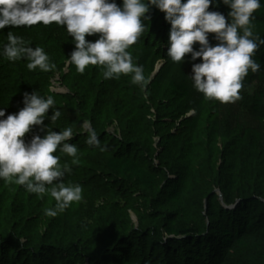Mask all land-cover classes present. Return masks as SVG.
<instances>
[{
  "label": "trees",
  "instance_id": "1",
  "mask_svg": "<svg viewBox=\"0 0 264 264\" xmlns=\"http://www.w3.org/2000/svg\"><path fill=\"white\" fill-rule=\"evenodd\" d=\"M261 3L253 23L264 13V0ZM208 11L226 16L230 9L216 0ZM164 15L149 6L145 31L128 49L133 60L144 56L154 63L163 55L168 57L171 25ZM55 25L6 26L0 29V47L9 31L19 35ZM256 34L264 38V32ZM98 37L97 33L86 35L91 42ZM254 58L261 63V70L249 74L258 80L264 75V46ZM103 71L99 65H90L81 74L70 63L69 73L63 77L67 93L47 91L56 102L53 110H59L70 124L77 121L74 133L87 123L105 148L100 151L89 146L86 132L69 141L78 148V163L74 164L71 156L65 162L60 158L62 166L71 168L63 182L81 185L83 199L56 217H49L45 210L55 204L49 193L40 197L14 181L5 183L0 179V264H44L74 251L92 253L99 246H103L99 252L108 259L106 264H264V82L249 104L219 102L210 112L215 118L210 143L223 139L226 132L243 138L251 131L257 138L256 154L243 160L237 156L226 158L232 163L212 173L211 180L200 188L191 179V166L197 160L191 147L206 114L202 94L184 82L170 80L160 104L150 94L145 99L140 85L123 81L121 76L104 79ZM151 72L152 67L145 73L147 83ZM25 73L24 67L12 69L8 61L0 59V108L5 116L24 107L13 92L18 90L15 79L23 78ZM149 86L159 90L154 80ZM188 113L191 115L186 116ZM176 121L179 131L171 133ZM49 123L33 126L25 134V142L36 135L43 137ZM161 135L167 144L158 152L155 140ZM174 140L175 148L169 144ZM60 153L57 149L54 155ZM178 154L179 162L185 165L174 161ZM128 196L143 199L157 209L151 218H142L138 228H113L110 235L93 226L74 227L70 223L85 201L119 197L125 203ZM149 221L151 224H147Z\"/></svg>",
  "mask_w": 264,
  "mask_h": 264
},
{
  "label": "clouds",
  "instance_id": "2",
  "mask_svg": "<svg viewBox=\"0 0 264 264\" xmlns=\"http://www.w3.org/2000/svg\"><path fill=\"white\" fill-rule=\"evenodd\" d=\"M216 0H0V29L6 26L29 27L37 23L55 24L66 28L73 38L75 48L68 62L83 74L92 65L101 66L104 79H118L131 75L133 84L143 87L146 76L142 65L133 62L129 47L137 42L145 31L144 21L149 6L163 12L164 19L171 25L167 56L181 63L186 54L192 61L191 80L193 87L208 99L221 103L239 100L243 80L249 71L257 73L261 63L254 57L264 46V38L254 34V12L261 8V0H220L230 11L226 17L216 11H208ZM100 34L95 42L86 40V35ZM214 33L218 44L211 46L208 34ZM3 55L9 61L26 60L29 70L37 68L50 72L56 68L43 47H32L22 37L11 31L6 36ZM199 49L194 50V44ZM52 95L43 96L33 91L25 93L24 107L15 114L5 116L0 108V179L5 183L21 185L29 193L43 197L46 193L55 204L45 210L49 217L63 213L73 203L83 199L79 184L63 182L67 165L60 164V152L73 157L78 163V148L69 143L74 137L71 126L59 132L47 127L43 137L36 135L25 142V134L33 126L43 124L45 114L55 122L61 117L55 108ZM86 143L104 151L94 129L87 123ZM56 182V183H54ZM49 186H51L49 188Z\"/></svg>",
  "mask_w": 264,
  "mask_h": 264
},
{
  "label": "rangeland",
  "instance_id": "3",
  "mask_svg": "<svg viewBox=\"0 0 264 264\" xmlns=\"http://www.w3.org/2000/svg\"><path fill=\"white\" fill-rule=\"evenodd\" d=\"M115 3L120 6L122 0H115ZM226 15V20H227ZM254 24V34L257 32H264V13L260 14L255 20ZM98 34V33H97ZM100 34H98L99 36ZM22 37L30 46L32 47H43L46 53L50 57V61L55 63L56 68L50 72H42L38 68L36 70H29L27 68L28 61L18 60V61H9L3 53V45L0 47V59L8 61L12 69L25 68L26 73L23 78L15 79L17 83L15 84L18 90H14V96L18 97L19 101L23 102V97L25 93L31 94L33 91H37L38 94L47 96V91L64 94L67 93L66 86L63 84V77L68 75L70 63L67 58L70 57L71 51L74 48L73 38L68 34L67 30L63 26L55 25L51 29L41 30L34 29L32 31H25L17 35ZM215 34H208L209 43L211 46L218 44V41L214 38ZM86 38V37H85ZM87 40V39H86ZM194 50L199 49V44H194ZM134 63L143 66L144 74L147 72V69H151L152 72L148 78V83L141 88V92L145 95V99L148 98L150 94L153 98H157L158 102L162 104L165 100V91L170 80H176L177 82H184L185 84L193 87L191 80L192 75V64L199 63L200 59L192 61L190 54H186L181 63L173 62L171 58H168L163 55L158 60H155L154 63L147 61L146 57L141 56L138 60H133ZM159 68L156 76L151 79L153 72ZM123 81L131 82V75H121ZM49 83H48V81ZM155 81L159 90L152 89L149 84L151 81ZM264 82V75H262L258 80L251 79L250 74L243 80V87L240 89V99L236 100L234 103H239L240 105H247L250 103L252 94L257 89V87ZM202 94V93H200ZM202 97L205 98L206 102V114L203 118L201 126V132L197 135L195 134L193 140V147L191 149L195 152L197 158L196 162L192 164L191 169H193L191 179L195 185L200 188L205 187L211 180L212 173L220 171L230 156H237L239 160L245 159L246 156H254L256 136L253 132H246L243 138L237 137V135H227V132L224 134L223 139L215 140V143L209 142V133L210 129L215 125L214 115H211L210 112H213L214 107L219 104L218 100L208 99L203 94ZM23 104V103H22ZM24 106V105H23ZM52 115V109H49L45 114L44 121L50 122L49 117ZM191 113H188L186 116H190ZM185 116V117H186ZM153 116L151 120H153ZM261 118L264 124V109L261 113ZM85 125V123L83 124ZM82 125V126H83ZM88 125V124H87ZM71 126L74 128L77 126V121L74 124H70L67 119L61 116L55 122L49 123V128H52L54 132H59L66 127ZM81 126V129L77 130L74 133V138L76 136H82L86 133L84 127ZM89 126V125H88ZM48 127V126H47ZM90 127V126H89ZM111 131V130H110ZM179 131V121L175 123L174 127L171 129V133H176ZM225 131L226 128H225ZM163 131L162 134H164ZM229 137V138H228ZM162 135L156 138V148L158 152L160 149L164 148L167 144L166 139H162ZM85 142V141H84ZM160 142H162L160 144ZM176 141H170L169 144H172L175 148ZM80 144V143H79ZM158 146V147H157ZM191 150V151H192ZM60 158L65 162L70 159L65 153L59 154ZM215 156V157H213ZM180 154H178L174 161L179 162ZM233 159V158H231ZM264 160V157H262ZM230 160V159H229ZM232 160L228 164H231ZM157 164V163H156ZM186 163L179 162L178 165L183 166ZM163 183V178L159 180V186L161 187ZM219 193V192H218ZM128 195V194H127ZM126 195V196H127ZM150 197L154 198V195ZM150 200V199H149ZM82 208L79 213L74 214L70 223L72 226L77 227L81 225L93 226L96 229H101L103 234H113L111 229L121 228L125 226L126 229L129 228H138L140 225L141 219L151 215L153 212H156L154 205L144 201L143 199H138L136 196H128V200L124 203V200L119 197H113L108 200L97 199L92 201H85L82 204ZM192 206V205H190ZM150 220V219H148ZM145 221V220H144ZM147 224H151L149 221ZM37 240L39 237H34ZM24 243L25 241L22 240ZM105 246V245H104ZM103 246L96 248V251L88 253L87 251H74L69 254H64L61 257L57 256L52 258L47 264H106V257H103L100 249ZM113 262V261H112ZM44 263V264H46ZM109 264V261L107 262Z\"/></svg>",
  "mask_w": 264,
  "mask_h": 264
},
{
  "label": "water",
  "instance_id": "4",
  "mask_svg": "<svg viewBox=\"0 0 264 264\" xmlns=\"http://www.w3.org/2000/svg\"><path fill=\"white\" fill-rule=\"evenodd\" d=\"M158 70H159V68H157V69L153 72V74H152V76H151V79H153V78L156 76V74L158 73ZM218 194H220V193H218Z\"/></svg>",
  "mask_w": 264,
  "mask_h": 264
}]
</instances>
